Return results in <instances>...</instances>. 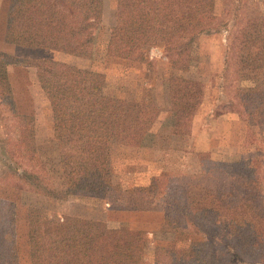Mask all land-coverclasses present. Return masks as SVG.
Wrapping results in <instances>:
<instances>
[{"label":"trees","instance_id":"1","mask_svg":"<svg viewBox=\"0 0 264 264\" xmlns=\"http://www.w3.org/2000/svg\"><path fill=\"white\" fill-rule=\"evenodd\" d=\"M197 2L117 0L116 23L110 31L107 55L146 62L148 34V44L162 48L172 70H189L193 36L198 30ZM24 4L23 46L92 57L102 0H26ZM235 32L231 43L234 73L264 68V15L237 20ZM224 62L225 70H229L226 58ZM43 70L39 79L52 110L66 193L98 200L110 198L114 191L111 142L118 140L125 125L127 144L139 146L159 109L148 93L140 98L136 120L129 124L126 102L107 95L103 79L50 60L43 61ZM164 87L172 117L163 133H189L204 94L203 83L171 74ZM232 101L240 118L245 117L252 126L264 124V89H238ZM0 106H5V117L15 129L20 159L44 171L34 142L33 118L17 112L2 63ZM259 166V159H247L222 165L214 175L185 177L184 193L188 197L197 195L200 200L180 207L177 220L167 230L189 236L188 241L179 246L172 241L159 248L153 264H210L215 258L220 260V256L226 258L225 264H249L248 259L260 262L257 257L264 251V206L259 200L263 183ZM21 174L42 187L35 171L22 169ZM190 182L201 184L194 188ZM28 237L31 264H140L143 257L137 233L110 228L99 221H46L42 226H31Z\"/></svg>","mask_w":264,"mask_h":264},{"label":"rangeland","instance_id":"2","mask_svg":"<svg viewBox=\"0 0 264 264\" xmlns=\"http://www.w3.org/2000/svg\"><path fill=\"white\" fill-rule=\"evenodd\" d=\"M25 1L0 0V63L4 64L5 68L9 67L10 69V75L14 82V87H10V90L15 108L16 110L18 109L17 112L28 111L29 106L34 103L37 106L36 110L41 112L42 102L40 97H33L37 87H19L22 86L25 80L31 81L35 79L34 70L31 68L36 65V60L33 59V56L27 50H24L21 44L19 45L16 42L19 39V29L23 25ZM204 3L209 4V0H205ZM204 3L203 6H205ZM216 5L215 8L212 5L215 12L208 14V16L214 15V23L217 26L223 24L227 17L236 16L235 18L240 22L247 18L264 14V0H217ZM204 12L203 10V14ZM208 16L204 15L203 19L207 20ZM235 35L236 32H234ZM220 37L217 39L216 35L213 37L205 34L201 39L202 51L205 54L209 51L208 54L212 55L210 58L205 56L206 59L202 60L200 68L204 91L207 88L212 91H218V93L216 92L217 100H222V105H224L219 108H212V113H208L211 117H215L218 112L227 114V108L229 109L230 107H227L224 101L231 104L236 111L232 98L238 89H264V87H258L264 86V75L256 76L252 72L245 74L234 73L232 68L234 53L232 52L231 44L229 48H226L223 45L224 42L221 41V34ZM225 57L230 67L229 70H225L224 67ZM91 66L94 67L93 64ZM151 66L154 67L153 74L151 72L150 74L146 73L143 67L137 70L138 83H135V73L132 79H130L129 73L126 71H121L123 72L121 76L113 75L115 79L113 80L112 78V80L117 82L118 87H107V89L109 91L115 89L127 91L128 94L130 89H133L135 85H139L137 87L139 93L142 91L145 94L144 92L148 88H155L154 97L157 100L155 101L163 108L162 98L164 97L160 87L161 74L159 73L160 71H155V68L163 72L167 66L163 65L162 62ZM95 67H97V64ZM139 95L138 97H140ZM132 100L130 98L125 101L128 102V107L126 108L127 121L131 120L138 110V104L136 105ZM3 107L4 109L2 110ZM3 107L1 108L0 106V228L3 221V230L4 232L7 230L6 240H10L8 230L12 227L16 230V242H18L16 251L20 260H25L29 253L28 236L31 226L43 225L46 221H53L57 217H63L64 221L67 220V217L84 220L89 218L90 220L99 221L98 217H102V213H105L104 219L109 227L118 226L117 228H122L131 222L143 223L144 226L153 230V236H139L143 249V257L140 264H153L155 256L160 253L158 251L159 248L167 246L172 241H176L178 246L184 245L188 241L189 236L176 235L174 232L167 230L168 226L173 225L175 220H177L175 218H177L180 207L194 204L196 200H200L197 195L188 197V194L184 193L185 177L214 175L222 165H231L242 160V157L237 155L236 151L242 145L232 146L230 153L225 154V150L221 151L223 147H227L225 141L210 140L207 143L208 146L204 143L206 139H203V142H198L199 145L196 144L201 148L193 149V142L184 136L186 134L172 140L165 139L164 133L167 131L165 128H168L166 126L171 124V119L168 118L167 112L165 113L163 109L158 122L143 136L139 146L137 148L134 147L136 148L134 151L132 150L130 153L123 151L124 145L129 146L127 141H125L126 139L123 140V137L120 138L121 140H116L118 144H114L115 150L113 153H115V156L113 157V165H111L110 157L111 181L114 184V191L111 193L110 198L98 200L83 194L69 195L65 191V182L62 179L63 175L58 161L59 157L57 154L55 155V149L49 148L50 146H48L46 141L42 140L41 144H39L41 148L38 150L36 148L37 155L45 166L44 171L34 168L32 164L20 159L16 150L17 141L15 138L17 136L15 135V129L11 120L5 117L4 112L6 110L5 106ZM191 124L189 132L191 131ZM225 126L226 128H223V132L230 134L232 132L231 127L229 125ZM211 130H214V125ZM240 130L242 131V129ZM218 131H220V126H217V131L211 133H216L215 135H217ZM233 131L232 135L239 131V127H234ZM155 133H158L156 137ZM4 140L8 141L4 142ZM254 144L259 149L256 141L251 145ZM206 147L209 148L210 152L202 150V148ZM214 148L217 149V153ZM261 149L259 152L260 157H252L251 159L260 160V166L257 170L263 183L260 188L259 200L264 206V146ZM190 151L194 155H189ZM191 156L195 158L194 162L196 165L194 170L190 168V173H188L187 168L183 166H189L188 164L192 166L191 160H189ZM22 169L35 171L42 187L34 185L33 179L21 174ZM182 171L186 172L183 173ZM201 182L203 185L206 183L205 181ZM201 182H190L188 184L198 188ZM108 202L110 206L104 204ZM142 208L150 209L145 211H151L152 213L149 216L143 214L139 217V214L143 212L141 211ZM160 210L161 219L157 214V211ZM179 215L178 217L180 218L181 216ZM138 218L139 220H137ZM259 255L257 259L260 262L258 263H253L255 260L250 259L246 261L250 262L249 264H264V251ZM220 257V260L215 258L210 264H218L217 261L220 264H225L227 262L226 258ZM227 264H231V261ZM233 264L239 263L234 261Z\"/></svg>","mask_w":264,"mask_h":264},{"label":"crops","instance_id":"3","mask_svg":"<svg viewBox=\"0 0 264 264\" xmlns=\"http://www.w3.org/2000/svg\"><path fill=\"white\" fill-rule=\"evenodd\" d=\"M204 1L205 0H198L197 6H196L197 7L196 18H197L198 30H197V33H195V35L193 36V42H192L191 50H190L191 66L189 70L187 71L172 70L170 68L167 57L163 53L162 48L158 45L154 46V45L148 44V34H146V41H145L146 45L144 47L145 48L144 57L146 59V62H139V61H134L130 59L107 55L106 48H107V43L110 38V31H111V28L116 23L117 0H102L101 19H100L99 27L95 33V47H94L93 55L91 58H83L80 56H76L73 54L65 53L62 51L54 50V49H48V48L31 49V48L25 47L22 44L23 33H22V26H21V28L19 29V39H17L16 42L19 43V45L21 44L22 45L21 47H23L24 50H27L29 54L33 56V59L36 60V65L33 64L34 67L31 66L32 67L31 69H33L35 73V76H34L35 79L31 81L25 80L22 86H19V87H37L36 93L33 95V97H38V96L40 97L41 102H42L41 106L43 108L41 107L40 108L41 112H38L36 110L37 108L36 103H34L32 106H29L28 111H24L21 113L19 111L18 112L19 114L28 115L33 118L34 139H35L37 150L41 148L39 144H41V141L44 140L47 142L48 146H50L49 147L50 149H55L54 153L55 155L57 154V156L59 157L58 146H57L54 134H53V116H52L51 106H50L49 100L46 98L41 88L40 79H39L40 74H43L44 72L43 61L45 60L65 63L68 65L74 66L76 68L82 69L86 71L88 74L90 73V74L96 75L99 78L103 79V82H104L103 87L107 95L120 98L124 101H127L130 98H132L133 99L132 101L135 102L136 105L138 104L139 98L149 93L153 102L159 109V114L157 118L155 119L154 123L152 124V126L158 122L160 113L163 109L165 110V113L167 112L166 114L169 116L168 118L171 119L172 115H171V112L168 111V103L166 101V93H165V87H164V82L167 80V78L171 74H174V75L181 76L187 79H192L195 81L203 82L202 77H201L202 74L200 73V70H201L200 68L202 66V60L206 59V57H209V58L212 57L211 54H208L209 51L206 52V54L205 52L202 51L201 39L203 36H205V34L207 35L209 34L213 37L216 35L217 39L218 37L221 38L220 37V34H221L222 35L221 41L224 42L223 45L226 48H229V45L233 43L232 38L234 37L235 23L238 20L235 18L236 16L227 17L223 24H221L220 26H217L216 23H214L215 22L214 15H210V17L208 16V14L215 12L212 5L215 8L217 0H209V4H205ZM203 3L205 4V6H203ZM206 6L209 8H207ZM203 10L205 11L204 14H203ZM204 15L208 16L207 20L203 19ZM261 15H264V14H261ZM94 61H96L97 63H91ZM159 62H162L163 65L167 66L165 67V71L163 70V72L162 70H158L155 68V71H160L159 73L161 74L160 87H161V93L163 92L162 96L164 97L162 98L163 108H161L156 102L157 100L154 97L155 88L154 89L148 88L147 90H145L144 92L145 94H143L142 91H140L139 93V90L137 89L139 85H135L133 89H130L128 94H127V91L116 90V89L109 91V89H107V87H118V85L116 84L117 82L113 81L115 79L113 78V75L121 76V74H123V72L121 71H126L127 73H129L130 79H132L134 78V73L135 75L138 74L137 70L142 69V67L143 69L145 68L146 73L150 74V72L152 73L153 68H154L151 65L152 64L157 65V63ZM92 64L94 65V67L97 64V67L94 68L93 66H91ZM25 68H30V67H25ZM252 73H254L256 76L264 75V68L258 69ZM6 74H7L9 86L14 87V82L11 78L9 67L6 68ZM137 76L138 75L135 76V83H138ZM258 87H264V86H258ZM216 92L218 93V91L216 90L212 91L211 89H208V88L205 89L200 105L198 106L192 118L191 131L189 132V134L184 135L186 138L191 139V142H193L192 148L200 149L201 147L197 146L196 144L199 145L198 142H203V139H206L204 142L205 145H208L207 143L210 142V140L214 141V139H217V140L226 142L227 147L226 148L223 147L221 149V151L225 150L224 151L225 154L230 153L231 151L230 148L232 146L237 147V146L242 145V147H239L236 149L237 155L241 156L242 160L251 159L252 157H260L259 155L260 149L263 148L264 146L263 145L264 144L263 143L264 124L257 125V126L250 125L249 120H247L245 117L240 118L237 113V110L235 111L233 106L229 104L227 101H224L227 107L228 106L230 107L229 109L227 108V114L224 112H218L216 113L215 117L214 116L211 117V115H208V113L209 112L212 113V108L214 107L219 108L220 106H224L222 105V100H219V99L217 100ZM138 94H140L139 95L140 97H138ZM127 107H128V102H126V108ZM136 117H137V112L135 113L133 118L129 120L128 123L131 124L135 122ZM213 125H214V130H211ZM225 125H229L231 127L232 132L230 134L223 132V128H226ZM217 126H220V131H218V134L215 135L216 133L213 134L211 132L217 131ZM236 126L239 127V131L234 133V135H232V133L234 132L233 129ZM240 129H242V131ZM125 131H126V126L124 125L123 130L121 131L118 140H121L120 138L122 137H123V140L126 139L127 133H125ZM157 134L158 133L154 134L155 137ZM176 137H181V135H165V139L172 140V139H175ZM117 141L111 142V145H110L111 165H113V157L115 156V153H113L115 150L114 144L116 143L117 145L118 144ZM254 141L257 142V146L259 147V149L255 147V144L251 145L253 144ZM136 148L124 145L123 151L130 153L132 152V150L134 151ZM202 150H204L205 152H210L208 147L202 148ZM214 151L216 153L218 152L216 148H214ZM189 155H194V154H192V151H190ZM194 159L195 158L193 156L189 158V160H191L192 166L190 164H188L189 166H185V165L183 166L187 168V171H189L188 173H190V168H193L194 170V167L196 165L194 162L195 161ZM58 161H59V158H58ZM61 172H62V169H61ZM182 172L184 173L186 171H182ZM104 204H106L107 206H110L109 202L104 203ZM145 210H150V209L142 208L141 211L143 212L139 214V217L142 216L143 214L149 216L152 213L151 211H145ZM157 214L161 219L162 218L161 210L157 211ZM102 215H103L102 217H98L99 222L107 224V221L104 219L105 213H102ZM68 218L70 217H67V219ZM86 220H90V219L88 218ZM137 220H139V218ZM63 221H64L63 217H57L51 222H63ZM93 221H96V220H93ZM117 227H110V228H117ZM122 228H126L130 231H133L137 233L139 236L146 235L150 237V236H153L154 234L153 230L148 228L147 226H144L143 223H131L130 222L127 224V226L122 227ZM3 229H4V223L2 221L1 228H0V231H1L0 264H31L29 253L27 254V257H25V260L23 259L20 260L18 258V253L16 251L17 246H18V242H16L17 240L16 230L13 229V227L10 228L8 230V237L10 238V240H6L5 236L7 235V230L4 232Z\"/></svg>","mask_w":264,"mask_h":264}]
</instances>
